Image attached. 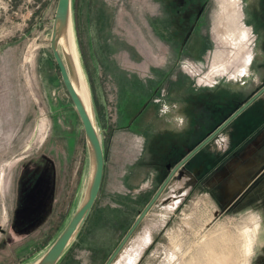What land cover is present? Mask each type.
I'll return each mask as SVG.
<instances>
[{
  "label": "rangeland",
  "instance_id": "obj_1",
  "mask_svg": "<svg viewBox=\"0 0 264 264\" xmlns=\"http://www.w3.org/2000/svg\"><path fill=\"white\" fill-rule=\"evenodd\" d=\"M56 1L0 0V264H35L92 170L49 50ZM71 25L103 168L56 264H104L175 164L264 86V0H71ZM248 208L264 210V92L175 172L111 264H245ZM255 252L264 264V227Z\"/></svg>",
  "mask_w": 264,
  "mask_h": 264
},
{
  "label": "water",
  "instance_id": "obj_2",
  "mask_svg": "<svg viewBox=\"0 0 264 264\" xmlns=\"http://www.w3.org/2000/svg\"><path fill=\"white\" fill-rule=\"evenodd\" d=\"M71 8V0H57L55 5V10L53 14L51 32L49 37V50L52 55L53 62L58 70V75L61 84L73 106V109L77 115L80 122L86 150L89 158V170L91 165V174L89 179L87 178V184L84 192V196L76 207L72 215L70 216L67 223L64 225L58 236L51 243V245L46 249V251L37 259L35 264H56L58 259L61 257L66 248L74 240L75 236L81 229L85 219L87 218L91 207L97 196L103 168V157L101 143L98 134L95 130L93 123L84 111L79 98L74 92L71 83L68 78V69L64 67L61 57L57 51V38L59 34L64 30L67 20L69 18ZM264 92V86L260 88L251 98H249L245 103H243L236 111H234L227 119H225L219 126H217L213 132L206 136L200 143H198L192 150H190L181 160H179L175 166L170 170L168 175L164 178L160 186L151 196L147 204L144 206L142 211L137 215L127 232L124 234L118 245L108 256L104 264H111L115 256L121 250L131 233L137 227L139 222L143 219L147 211L151 208L153 203L158 198L161 191L166 186L170 178L175 174V172L187 161L189 160L197 151H199L204 145H206L224 126H226L233 118H235L239 113H241L252 101H254L259 95ZM88 170V174H89ZM1 232V231H0Z\"/></svg>",
  "mask_w": 264,
  "mask_h": 264
},
{
  "label": "bare ground",
  "instance_id": "obj_3",
  "mask_svg": "<svg viewBox=\"0 0 264 264\" xmlns=\"http://www.w3.org/2000/svg\"><path fill=\"white\" fill-rule=\"evenodd\" d=\"M57 51L61 57L64 67L69 72L68 78L71 86L76 93L81 105L94 125V116L92 109V100L84 80V75L79 62L78 52L75 46V40L71 25V8L69 18L64 30L57 38ZM65 67V69H66ZM37 261V260H36Z\"/></svg>",
  "mask_w": 264,
  "mask_h": 264
},
{
  "label": "clouds",
  "instance_id": "obj_4",
  "mask_svg": "<svg viewBox=\"0 0 264 264\" xmlns=\"http://www.w3.org/2000/svg\"><path fill=\"white\" fill-rule=\"evenodd\" d=\"M251 30V29H250ZM253 58L257 55L255 51L251 54ZM250 74L254 75L256 79H259V74L257 72H252L249 68ZM165 93H162V95ZM171 107L175 108L176 112V119H177V130L182 129L186 126L187 117L178 114V105H172ZM170 107L167 103L163 106V111L161 115H164L166 112L170 111ZM228 137L225 135L224 139V150L228 147ZM247 213V222L242 226L241 233L246 237V240L243 245L244 255L246 257L245 264H253V258L256 256L255 246H256V239L260 234V230L264 227V210L248 208L245 210Z\"/></svg>",
  "mask_w": 264,
  "mask_h": 264
},
{
  "label": "flooded vegetation",
  "instance_id": "obj_5",
  "mask_svg": "<svg viewBox=\"0 0 264 264\" xmlns=\"http://www.w3.org/2000/svg\"><path fill=\"white\" fill-rule=\"evenodd\" d=\"M259 90H260V89H259ZM252 102H253V101H252ZM235 111H236V110H235ZM239 114H240V113H239ZM239 114H238V115H239ZM238 115H237V116H238ZM229 116H230V115H229ZM229 116H228V117H229ZM237 116H236V117H237ZM228 117H227V118H228ZM236 117H235V118H236ZM227 118H226V119H227ZM235 118H233V119H235ZM233 119H232V120H233ZM224 120H225V119H224ZM224 120H223V121H224ZM232 120H231V121H232ZM223 121H222V122H223ZM231 121H230V122H231ZM222 122H221V123H222ZM230 122H229V123H230ZM221 123H220V124H221ZM229 123H228V124H229ZM220 124H219V125H220ZM228 124H227V125H228ZM219 125H218V126H219ZM224 127H225V126H224ZM224 127H223V128H224ZM223 128H222V129H223ZM222 129H221V130H222ZM221 130H220V131H221ZM220 131H219V132H220ZM212 132H213V131H212ZM219 132H218V133H219ZM218 133H217V134H218ZM209 134H210V133H209ZM209 134H208V135H209ZM217 134H216V135H217ZM208 135H207V136H208ZM216 135H215V136H216ZM215 136H214V137H215ZM214 137H213V138H214ZM213 138H212V139H213Z\"/></svg>",
  "mask_w": 264,
  "mask_h": 264
},
{
  "label": "crops",
  "instance_id": "obj_6",
  "mask_svg": "<svg viewBox=\"0 0 264 264\" xmlns=\"http://www.w3.org/2000/svg\"><path fill=\"white\" fill-rule=\"evenodd\" d=\"M92 206H93V205H92ZM91 208H92V207H91ZM90 211H91V210H90ZM89 213H90V212H89ZM88 215H89V214H88ZM87 217H88V216H87ZM86 219H87V218H86ZM86 219H85V220H86ZM84 222H85V221H84ZM83 224H84V223H83ZM82 226H83V225H82ZM81 228H82V227H81ZM80 230H81V229H80ZM80 230H79V231H80ZM78 233H79V232H78ZM78 233H77V235H78ZM77 235L75 236V238L77 237ZM75 238H74V240H75ZM74 240H73V241H74ZM73 241H72L71 243H73ZM70 245H71V244H70ZM70 245H69V246H70ZM69 246H68V247H69ZM68 247H67V248H68ZM67 248H66V249H67ZM65 251H66V250H65ZM65 251H64V252H65ZM64 252H63V253H64ZM61 256H62V255H61ZM58 261H59V259H58ZM58 261H57V262H58ZM57 262H56V263H57Z\"/></svg>",
  "mask_w": 264,
  "mask_h": 264
},
{
  "label": "trees",
  "instance_id": "obj_7",
  "mask_svg": "<svg viewBox=\"0 0 264 264\" xmlns=\"http://www.w3.org/2000/svg\"><path fill=\"white\" fill-rule=\"evenodd\" d=\"M56 67V66H55ZM56 70H57V68H56Z\"/></svg>",
  "mask_w": 264,
  "mask_h": 264
}]
</instances>
